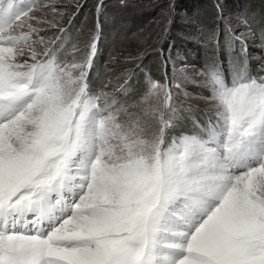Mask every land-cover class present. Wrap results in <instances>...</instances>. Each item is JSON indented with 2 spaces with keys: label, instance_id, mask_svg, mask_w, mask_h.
Wrapping results in <instances>:
<instances>
[{
  "label": "snow or ice",
  "instance_id": "6c2138e0",
  "mask_svg": "<svg viewBox=\"0 0 264 264\" xmlns=\"http://www.w3.org/2000/svg\"><path fill=\"white\" fill-rule=\"evenodd\" d=\"M0 264H264V0H0Z\"/></svg>",
  "mask_w": 264,
  "mask_h": 264
},
{
  "label": "rangeland",
  "instance_id": "374dc122",
  "mask_svg": "<svg viewBox=\"0 0 264 264\" xmlns=\"http://www.w3.org/2000/svg\"><path fill=\"white\" fill-rule=\"evenodd\" d=\"M138 2L147 3V0H138ZM208 0H184V4L189 9H194L197 7H200L204 4H206ZM154 13L152 12H146L144 13V19L145 21L150 18ZM181 25L178 23L177 27H180ZM189 47H192V45H189ZM253 51H258V49H253Z\"/></svg>",
  "mask_w": 264,
  "mask_h": 264
}]
</instances>
